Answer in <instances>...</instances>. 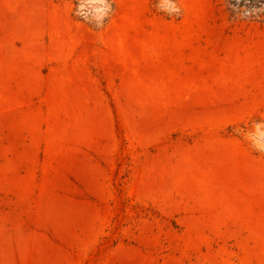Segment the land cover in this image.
Masks as SVG:
<instances>
[{"label": "rangeland", "instance_id": "374dc122", "mask_svg": "<svg viewBox=\"0 0 264 264\" xmlns=\"http://www.w3.org/2000/svg\"><path fill=\"white\" fill-rule=\"evenodd\" d=\"M237 1L0 0V264H264V8Z\"/></svg>", "mask_w": 264, "mask_h": 264}, {"label": "trees", "instance_id": "16d2710c", "mask_svg": "<svg viewBox=\"0 0 264 264\" xmlns=\"http://www.w3.org/2000/svg\"><path fill=\"white\" fill-rule=\"evenodd\" d=\"M108 6L112 7L111 3H109ZM236 7H244L248 9L249 11L258 10L262 7L264 8V0H238L236 2Z\"/></svg>", "mask_w": 264, "mask_h": 264}, {"label": "clouds", "instance_id": "9594fccd", "mask_svg": "<svg viewBox=\"0 0 264 264\" xmlns=\"http://www.w3.org/2000/svg\"><path fill=\"white\" fill-rule=\"evenodd\" d=\"M176 11L178 12V11H179V9H176Z\"/></svg>", "mask_w": 264, "mask_h": 264}]
</instances>
